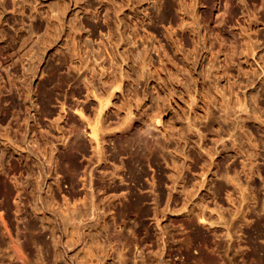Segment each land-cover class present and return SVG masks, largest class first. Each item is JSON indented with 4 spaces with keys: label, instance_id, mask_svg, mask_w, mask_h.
<instances>
[{
    "label": "rangeland",
    "instance_id": "374dc122",
    "mask_svg": "<svg viewBox=\"0 0 264 264\" xmlns=\"http://www.w3.org/2000/svg\"><path fill=\"white\" fill-rule=\"evenodd\" d=\"M204 2L0 0V264H264L261 0Z\"/></svg>",
    "mask_w": 264,
    "mask_h": 264
},
{
    "label": "bare ground",
    "instance_id": "6f19581e",
    "mask_svg": "<svg viewBox=\"0 0 264 264\" xmlns=\"http://www.w3.org/2000/svg\"><path fill=\"white\" fill-rule=\"evenodd\" d=\"M202 3V2H201ZM208 6H210L211 8L213 9H216V8H224V7H227V4H228V0H205V2ZM203 4V3H202ZM205 5V4H204ZM224 6V7H223ZM261 8H262V15L264 16V0H261ZM261 16V15H260ZM107 100V99H106ZM109 100V99H108ZM108 100L106 101L107 103ZM105 107V106H104ZM101 111V110H100ZM76 120V119H75ZM73 121V119H72ZM73 123V122H72ZM76 122H74L73 124L75 125ZM77 124V123H76ZM78 125H79V122H78ZM80 126V125H79ZM79 126H75L78 130H79ZM81 129V128H80ZM97 128L96 129H92L91 130V134H90V138H91V141H94L96 142V144L99 146L100 142H99V139H98V134H97ZM146 145L149 144V139L145 138L144 139ZM7 226H5V220H4V214H3V211H2V208H1V204H0V235L3 237L4 236V231H8ZM9 234V232H8ZM9 236V235H8ZM10 237V236H9ZM18 250V249H17ZM17 252V251H15ZM20 253V251H19ZM21 254V253H20ZM23 254V253H22ZM25 255V254H24ZM23 255V256H24Z\"/></svg>",
    "mask_w": 264,
    "mask_h": 264
}]
</instances>
